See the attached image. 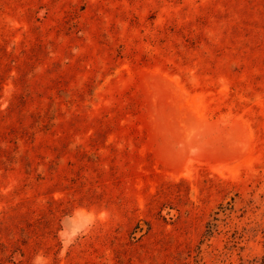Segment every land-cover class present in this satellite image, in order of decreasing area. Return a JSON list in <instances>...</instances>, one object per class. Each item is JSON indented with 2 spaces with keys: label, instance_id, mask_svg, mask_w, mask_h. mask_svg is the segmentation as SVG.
<instances>
[{
  "label": "rangeland",
  "instance_id": "374dc122",
  "mask_svg": "<svg viewBox=\"0 0 264 264\" xmlns=\"http://www.w3.org/2000/svg\"><path fill=\"white\" fill-rule=\"evenodd\" d=\"M264 0H0V264H262Z\"/></svg>",
  "mask_w": 264,
  "mask_h": 264
},
{
  "label": "trees",
  "instance_id": "16d2710c",
  "mask_svg": "<svg viewBox=\"0 0 264 264\" xmlns=\"http://www.w3.org/2000/svg\"><path fill=\"white\" fill-rule=\"evenodd\" d=\"M262 264H264V260H263V263Z\"/></svg>",
  "mask_w": 264,
  "mask_h": 264
}]
</instances>
